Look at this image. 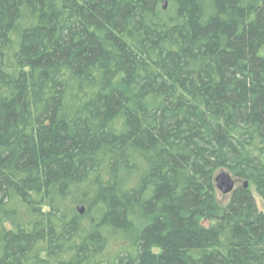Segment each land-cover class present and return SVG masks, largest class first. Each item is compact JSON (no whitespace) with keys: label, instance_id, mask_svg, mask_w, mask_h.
<instances>
[{"label":"trees","instance_id":"trees-1","mask_svg":"<svg viewBox=\"0 0 264 264\" xmlns=\"http://www.w3.org/2000/svg\"><path fill=\"white\" fill-rule=\"evenodd\" d=\"M162 1L0 0V264H264V0Z\"/></svg>","mask_w":264,"mask_h":264},{"label":"water","instance_id":"water-1","mask_svg":"<svg viewBox=\"0 0 264 264\" xmlns=\"http://www.w3.org/2000/svg\"><path fill=\"white\" fill-rule=\"evenodd\" d=\"M163 7L164 8L167 7V1L163 2ZM215 181H216V187L223 194L233 193L236 189V179H234L232 174L228 171L219 172L215 177ZM244 186L245 188H247L248 182H245ZM78 211L80 214L83 215L85 214L86 209L83 205H80L78 207Z\"/></svg>","mask_w":264,"mask_h":264},{"label":"rangeland","instance_id":"rangeland-1","mask_svg":"<svg viewBox=\"0 0 264 264\" xmlns=\"http://www.w3.org/2000/svg\"><path fill=\"white\" fill-rule=\"evenodd\" d=\"M164 1H167V7L163 9H168V0H163L162 2ZM223 171H227V170H223ZM221 172V171H220ZM233 176V175H232ZM234 179H236V188H238L239 186L241 185H244L245 182H248L247 180L245 179H237L235 176H233ZM250 185V183L248 182V186ZM253 190V188H252ZM254 192V195H255V198H256V201H257V205L259 207L260 210L264 211V200L253 190ZM219 200L222 202V203H225L227 202L230 198H231V195L232 193H229V194H223L222 192L219 191Z\"/></svg>","mask_w":264,"mask_h":264}]
</instances>
